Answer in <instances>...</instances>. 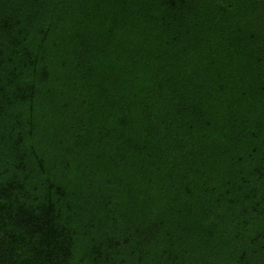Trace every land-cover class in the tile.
Instances as JSON below:
<instances>
[{
    "label": "trees",
    "instance_id": "16d2710c",
    "mask_svg": "<svg viewBox=\"0 0 264 264\" xmlns=\"http://www.w3.org/2000/svg\"><path fill=\"white\" fill-rule=\"evenodd\" d=\"M0 264H264V0H0Z\"/></svg>",
    "mask_w": 264,
    "mask_h": 264
}]
</instances>
